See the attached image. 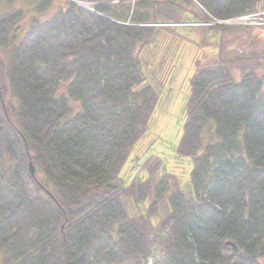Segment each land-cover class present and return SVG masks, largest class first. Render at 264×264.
<instances>
[{"label":"trees","instance_id":"1","mask_svg":"<svg viewBox=\"0 0 264 264\" xmlns=\"http://www.w3.org/2000/svg\"><path fill=\"white\" fill-rule=\"evenodd\" d=\"M60 1L0 0V264H263L259 63H198L174 149L188 182L151 156L128 183L165 88L148 49L168 26L141 24H167L175 2L65 1L42 17ZM198 1L219 20L264 11V0Z\"/></svg>","mask_w":264,"mask_h":264},{"label":"rangeland","instance_id":"2","mask_svg":"<svg viewBox=\"0 0 264 264\" xmlns=\"http://www.w3.org/2000/svg\"><path fill=\"white\" fill-rule=\"evenodd\" d=\"M70 0H61L54 9H51L42 17L48 18L55 11L63 8V2ZM82 3H88L89 7L98 5H108L109 7L124 6L128 10L133 9L137 0H106L101 2H87L77 0ZM105 2V3H104ZM175 2L174 11L178 14L175 17L169 14L170 19L167 24L145 22L141 24L144 27L162 28L168 26L166 31L159 35V41L151 44L148 49L152 55L153 61L158 67L159 79L164 83V91L162 92L161 101L153 116L152 130L146 137L139 142L136 150L130 156L129 161L125 165L121 177L126 182H131L137 176H143L142 164L151 156H157L161 160L151 159L150 164L156 162L162 163L163 169L174 174L182 185L188 182L191 167L187 162L175 159L174 149L183 134L185 124L184 107L190 93V79L196 71L198 63H204L211 59L217 58H242L248 59L243 62L247 65L259 63V73L264 74V11H261L255 20L248 22V25H226L216 34V38H208L203 41L202 37L206 36V29H217L220 27L219 22L213 19L200 4L198 0H173ZM73 3V2H72ZM92 4V5H91ZM151 9H148V12ZM142 13L144 11H141ZM200 14V17L192 21V16ZM128 17L125 25H133ZM230 21L231 19H227ZM226 20V21H227ZM169 23V24H168ZM174 32L181 34L176 35ZM210 35L212 33L209 32ZM185 36V37H184ZM189 38V39H185ZM219 42V45H215ZM213 45V46H212ZM147 52V51H146ZM239 76L240 70H236ZM71 105L75 111H78L80 104L71 100ZM174 191L176 185H172ZM3 259H0V263ZM264 264V261H262Z\"/></svg>","mask_w":264,"mask_h":264},{"label":"built area","instance_id":"3","mask_svg":"<svg viewBox=\"0 0 264 264\" xmlns=\"http://www.w3.org/2000/svg\"><path fill=\"white\" fill-rule=\"evenodd\" d=\"M251 19L252 17H249V16H246V17H240V18H235V19H231L230 21H220V20H216L217 22H219L218 24H215V25H222V24H226V25H237V24H247L248 21H243L244 19ZM146 264H154V259L151 257L148 259L147 263Z\"/></svg>","mask_w":264,"mask_h":264},{"label":"bare ground","instance_id":"4","mask_svg":"<svg viewBox=\"0 0 264 264\" xmlns=\"http://www.w3.org/2000/svg\"><path fill=\"white\" fill-rule=\"evenodd\" d=\"M70 1H77V0H70ZM201 6L204 8V6L201 4ZM205 9V8H204ZM206 10V9H205ZM207 11V10H206ZM208 12V11H207ZM260 12L261 11H259V12H254V13H250V14H247V15H243V16H241V17H246V16H249V17H252L251 19H248V18H246V19H244L243 21L245 22V21H248V22H251V21H253V20H255L256 18H260L259 16H261V14H260ZM209 13V12H208ZM211 15V14H210ZM212 16V15H211ZM31 165L33 166V164L30 162V166H29V170H30V167H31ZM33 168H34V166H33ZM34 170H35V168H34Z\"/></svg>","mask_w":264,"mask_h":264},{"label":"water","instance_id":"5","mask_svg":"<svg viewBox=\"0 0 264 264\" xmlns=\"http://www.w3.org/2000/svg\"><path fill=\"white\" fill-rule=\"evenodd\" d=\"M30 173H31V175L32 176H34L35 174V170H34V168H33V166L31 165V167H30Z\"/></svg>","mask_w":264,"mask_h":264}]
</instances>
